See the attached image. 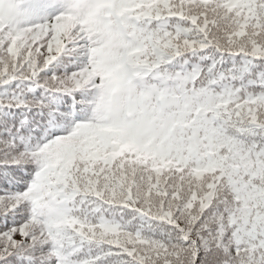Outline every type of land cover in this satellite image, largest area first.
Returning <instances> with one entry per match:
<instances>
[{"label": "snow or ice", "instance_id": "6c2138e0", "mask_svg": "<svg viewBox=\"0 0 264 264\" xmlns=\"http://www.w3.org/2000/svg\"><path fill=\"white\" fill-rule=\"evenodd\" d=\"M0 264H264V0H0Z\"/></svg>", "mask_w": 264, "mask_h": 264}]
</instances>
